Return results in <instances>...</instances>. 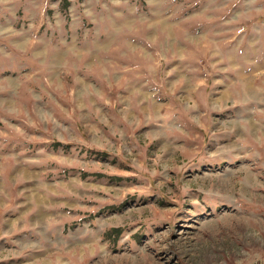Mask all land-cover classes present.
I'll return each instance as SVG.
<instances>
[{
  "label": "rangeland",
  "instance_id": "1",
  "mask_svg": "<svg viewBox=\"0 0 264 264\" xmlns=\"http://www.w3.org/2000/svg\"><path fill=\"white\" fill-rule=\"evenodd\" d=\"M0 264H264V0H0Z\"/></svg>",
  "mask_w": 264,
  "mask_h": 264
},
{
  "label": "trees",
  "instance_id": "2",
  "mask_svg": "<svg viewBox=\"0 0 264 264\" xmlns=\"http://www.w3.org/2000/svg\"><path fill=\"white\" fill-rule=\"evenodd\" d=\"M55 146H61V144L60 143H57V145H55ZM65 146V148L67 149V148H69V145H64ZM104 155H106V154H104ZM95 176H97V177H101V176H103L102 174H96ZM114 179H120V178H118V177H113ZM121 229H115L114 230V232H117L118 234H120L121 233Z\"/></svg>",
  "mask_w": 264,
  "mask_h": 264
}]
</instances>
